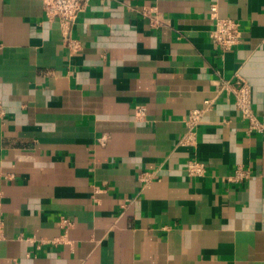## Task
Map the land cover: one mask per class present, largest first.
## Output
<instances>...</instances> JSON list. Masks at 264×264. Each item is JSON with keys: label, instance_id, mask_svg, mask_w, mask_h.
Returning a JSON list of instances; mask_svg holds the SVG:
<instances>
[{"label": "crops", "instance_id": "crops-1", "mask_svg": "<svg viewBox=\"0 0 264 264\" xmlns=\"http://www.w3.org/2000/svg\"><path fill=\"white\" fill-rule=\"evenodd\" d=\"M211 4L241 22L230 50ZM73 34L70 53L43 0H0V264H264V134L221 90L249 82L264 121V0H90Z\"/></svg>", "mask_w": 264, "mask_h": 264}, {"label": "built area", "instance_id": "built-area-1", "mask_svg": "<svg viewBox=\"0 0 264 264\" xmlns=\"http://www.w3.org/2000/svg\"><path fill=\"white\" fill-rule=\"evenodd\" d=\"M89 2L90 0H43L46 21L58 22L61 36L70 53H75L82 47L81 41L74 37L73 30L75 23L87 9ZM209 11L213 21L210 36L217 47L226 51L237 46L242 41L241 22L232 17L221 16L217 4H211ZM142 12L150 18L151 24L154 26H159L163 23L155 6H147ZM222 89L234 95L238 110L249 122L248 130L264 134V121L259 119L252 106V88L250 83L239 77L235 81L225 80L221 86ZM214 103V98H207L203 107L190 110L184 117L186 131L181 139V144L192 147L198 145L200 125L205 114L213 108ZM145 111L144 106L137 105L135 108L136 118L143 119ZM185 169L188 176L201 177L207 173V164L194 156L186 161ZM248 177V170L241 165L237 167L235 174L231 178L233 180H242ZM151 178V174L142 176L145 182H149Z\"/></svg>", "mask_w": 264, "mask_h": 264}]
</instances>
